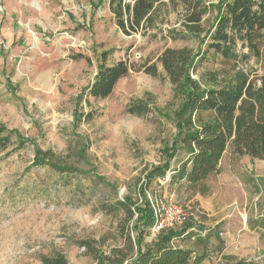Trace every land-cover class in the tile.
I'll return each mask as SVG.
<instances>
[{
  "label": "rangeland",
  "instance_id": "rangeland-1",
  "mask_svg": "<svg viewBox=\"0 0 264 264\" xmlns=\"http://www.w3.org/2000/svg\"><path fill=\"white\" fill-rule=\"evenodd\" d=\"M109 1L0 0V126L15 131L13 146L0 152V264H41L42 257L57 253L68 264H96L83 241L104 237L101 248L107 254L122 243V213H109L103 206L115 198L141 204L146 197L197 211L198 220L190 222L197 227L210 228L223 219L224 253L264 263V233L246 227L248 217L260 213L264 197L242 182L248 177L264 180L263 161L236 158L228 150L223 173L211 179L212 194L202 200L185 193L171 196L165 187L172 166L147 184L149 172L164 165L174 149L175 114L183 102L158 57L168 46L197 52L205 35L170 38L187 35L181 24L182 0L161 11L155 28L128 35ZM203 1L210 6L204 17L209 28L223 0ZM105 57L108 65L122 60L137 67L156 63L159 75L133 71L107 99L97 101L87 88ZM221 65L211 58L191 76L198 80L204 69ZM263 65L264 57L255 55L240 63L258 73ZM141 99L151 112L129 114L128 106ZM86 113L93 118L84 120ZM38 149L51 150V160L41 161ZM182 159L179 152L171 164L176 167ZM51 163L73 170L59 171ZM220 257L213 250L204 264H220Z\"/></svg>",
  "mask_w": 264,
  "mask_h": 264
},
{
  "label": "trees",
  "instance_id": "trees-1",
  "mask_svg": "<svg viewBox=\"0 0 264 264\" xmlns=\"http://www.w3.org/2000/svg\"><path fill=\"white\" fill-rule=\"evenodd\" d=\"M176 0H135L125 5L122 0H110V8L117 17L120 29L126 34L156 27V17L169 3ZM185 15L181 24L186 34H172V41L205 35L204 47L195 52L188 46L166 47L158 61L170 82L183 95V102L175 114L178 133L174 149L166 163L149 172L147 184L153 176H164L177 153L183 152L178 168L171 169L170 186L177 184L192 194L206 193L207 182L221 172V162L230 150L234 157L249 156L264 160V65L262 72L244 69L250 55L264 57V0H223L219 3L214 23L207 28L205 15L210 6L203 0H182ZM248 48L250 53H244ZM221 60L220 67L206 68L199 79L191 72H199L205 62ZM99 66L93 83L87 88L94 100H105L115 90L118 82L133 71L142 70L153 77L159 75L156 63L136 65L122 60L115 64ZM127 112L147 116L150 104L138 100L128 106ZM86 113L84 120H91ZM15 131L0 126V152L14 144ZM20 144H24L19 141ZM41 161L52 158L51 150H37ZM59 171L73 169L53 165ZM105 185L113 186L106 180ZM114 187V186H113ZM129 198H115L104 209L109 213H122L119 223L120 245L107 254L101 246L106 239H89L82 242L96 264H204L213 250L221 253L220 264H264L253 259H240L231 254H222L223 239L216 229L202 231L187 223L181 230L170 228L152 238L154 214L149 199L141 204ZM264 229V215L254 220ZM253 225V224H252ZM149 240V241H148ZM213 241L217 245H213ZM41 264H68L61 253L44 256Z\"/></svg>",
  "mask_w": 264,
  "mask_h": 264
},
{
  "label": "built area",
  "instance_id": "built-area-1",
  "mask_svg": "<svg viewBox=\"0 0 264 264\" xmlns=\"http://www.w3.org/2000/svg\"><path fill=\"white\" fill-rule=\"evenodd\" d=\"M127 1V0H126ZM133 2L128 0V3ZM124 4L125 0H124ZM154 214V225L151 229V237H157L166 229L176 228L179 225L196 222L198 212L191 208L184 207L178 202L165 198L150 199Z\"/></svg>",
  "mask_w": 264,
  "mask_h": 264
},
{
  "label": "crops",
  "instance_id": "crops-1",
  "mask_svg": "<svg viewBox=\"0 0 264 264\" xmlns=\"http://www.w3.org/2000/svg\"><path fill=\"white\" fill-rule=\"evenodd\" d=\"M241 157H243V158H250L251 159V157H249L247 155L240 156L239 158H241ZM236 158H238V157H236ZM222 161H223V159H222ZM261 161L264 162V160H261ZM178 166H179V164H177L176 167L172 165V167L174 169L175 168H178ZM222 173H223V170H222V162H221V172H220V174L216 175V177H219ZM242 180H243L242 182L245 185H248L250 187H251V185H254V187L256 189V192L259 195V197H261V198L264 197V180L252 179L251 177H248V179L243 178ZM210 181L207 182V190H206V193L197 192V193L192 194L191 192H186V190L183 189V188H178V185L177 184H174L172 186H170V184H169V185H167V187H165V189L166 188L168 189V192L171 194L172 197L175 196L176 193L177 194H180V193H183L184 194L185 193V194H187V196H190V197H193V198L196 197V198H199L200 200H202L204 197H208V196H210L212 194L213 189L210 186ZM258 209L260 210V213L257 216H255V215L249 216L248 219H247L246 227H247V230L250 231V232H256V233L263 234L264 233V229L261 226H259V225L256 226V224H254V220L255 219L260 218V217H262L264 215V204L262 203V201L258 204ZM221 220H223V219H221ZM221 220L215 221L213 223L212 227H210V228H207V227H199V226H198V228L201 229L202 231L216 229V230L219 231L220 234H223V232H222V225H223L222 222L223 221H221ZM222 236L223 237H221V238L224 241L222 254H231V255H233L232 253H224V250L226 249V246L227 245L225 244L226 238L224 237V235H222ZM220 256H221V253H220ZM238 258H240V257H238ZM240 259H248V260H250L249 258H240Z\"/></svg>",
  "mask_w": 264,
  "mask_h": 264
}]
</instances>
